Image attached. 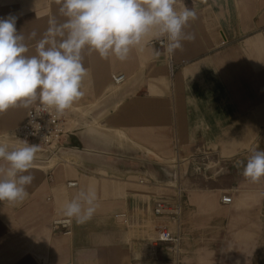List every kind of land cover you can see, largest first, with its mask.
I'll use <instances>...</instances> for the list:
<instances>
[{
	"label": "crops",
	"instance_id": "1",
	"mask_svg": "<svg viewBox=\"0 0 264 264\" xmlns=\"http://www.w3.org/2000/svg\"><path fill=\"white\" fill-rule=\"evenodd\" d=\"M58 7L0 0V17L43 33ZM175 7L197 18L186 29L196 39L173 55L155 34L123 62L85 54V95L67 109L63 147L55 156L39 147L22 204L0 201V264H264V178L251 182L238 166L252 147L264 150V0ZM116 73L126 75L117 86ZM28 111L0 113V141L20 143L12 133ZM88 187L93 218L55 233L58 210ZM158 199L179 204L165 219L176 244L155 239Z\"/></svg>",
	"mask_w": 264,
	"mask_h": 264
},
{
	"label": "clouds",
	"instance_id": "2",
	"mask_svg": "<svg viewBox=\"0 0 264 264\" xmlns=\"http://www.w3.org/2000/svg\"><path fill=\"white\" fill-rule=\"evenodd\" d=\"M176 3L57 0L59 18L50 16L43 33L36 29L19 32L16 15L0 17V113L37 105L29 115L38 117L49 109L63 114L85 95L86 53L102 59L114 56L123 62L155 34L166 40L165 51L173 55L183 48L184 41L196 39L193 32L186 31L197 18L196 10H177ZM154 54L159 57L161 52ZM38 152L39 145L26 140L11 146L0 141V201L19 205L27 199ZM238 166H243L245 179L260 181L264 178V150L252 147L246 162L239 161ZM97 200L96 190L88 187L76 192L58 211L69 221L84 224L93 218Z\"/></svg>",
	"mask_w": 264,
	"mask_h": 264
},
{
	"label": "built area",
	"instance_id": "3",
	"mask_svg": "<svg viewBox=\"0 0 264 264\" xmlns=\"http://www.w3.org/2000/svg\"><path fill=\"white\" fill-rule=\"evenodd\" d=\"M264 36V27L262 29ZM163 44V42H161ZM126 80V75L116 73L111 76L113 85H121ZM37 105H33L22 124L14 131L13 136L22 140L31 141L39 145L41 149L50 156H55L63 147L64 139L67 134V110L63 114H57L54 109H49L40 116L29 115L34 111ZM39 125V128L36 125ZM50 177V175H48ZM75 182H69L68 185H74ZM222 203H228L227 197H222ZM153 214L158 222L156 224V241L176 244L178 238L174 235L172 228L165 222L166 218L176 219L179 214V204L172 203L167 199H158L153 206ZM115 218L122 222H127V216L124 213L116 214ZM71 224L67 218L53 221V231L55 233L69 234L71 232Z\"/></svg>",
	"mask_w": 264,
	"mask_h": 264
},
{
	"label": "rangeland",
	"instance_id": "4",
	"mask_svg": "<svg viewBox=\"0 0 264 264\" xmlns=\"http://www.w3.org/2000/svg\"><path fill=\"white\" fill-rule=\"evenodd\" d=\"M201 162H202V160H201ZM201 162H200V163H201ZM182 166H183V165H182ZM185 167H187V166L184 165V167L181 168L182 170H181L180 176H184V175H185V174H183V173H184L183 171H185V170H184Z\"/></svg>",
	"mask_w": 264,
	"mask_h": 264
}]
</instances>
